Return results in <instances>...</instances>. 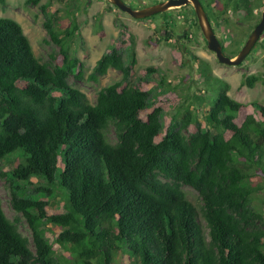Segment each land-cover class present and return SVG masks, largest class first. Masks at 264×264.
Instances as JSON below:
<instances>
[{"label":"trees","instance_id":"1","mask_svg":"<svg viewBox=\"0 0 264 264\" xmlns=\"http://www.w3.org/2000/svg\"><path fill=\"white\" fill-rule=\"evenodd\" d=\"M220 1L221 13L239 15L250 28L260 20L254 11L264 7V0ZM51 24L47 17L46 33L59 52L43 63L20 25L0 18V161L14 153L21 158L0 177L9 183L11 208L31 232V241L22 237L19 218L7 219L0 204V264H115L118 256L127 264H264V215L252 204L257 187L251 186L258 174L264 177V106L252 104L257 116L237 125L243 105L215 79L221 88L206 110L207 128L186 106L156 141L161 109L142 120L149 93L126 84L133 50L127 66L116 48L96 61L89 81L109 70L121 78L101 88L92 105L69 82L83 74L70 54L76 25L55 31ZM257 81L247 76L243 85ZM191 125L194 133H188ZM186 186L199 206L188 200ZM57 196L65 211L49 215L48 199ZM47 225L61 229L54 243L70 259L55 257Z\"/></svg>","mask_w":264,"mask_h":264},{"label":"rangeland","instance_id":"2","mask_svg":"<svg viewBox=\"0 0 264 264\" xmlns=\"http://www.w3.org/2000/svg\"><path fill=\"white\" fill-rule=\"evenodd\" d=\"M132 9H141L166 0H123ZM206 1V0H202ZM206 1V15L220 44L224 45V54L235 57L253 28L238 22L239 15L224 13L220 0ZM44 6V12L41 7ZM264 7H260V15ZM218 13V14H217ZM216 15L213 16V15ZM50 18L52 29L64 31L76 25V37L70 43V54L82 64V79L70 77V84L85 94L90 104L96 101L97 92L121 78L115 70H109L97 82L87 79L96 61L111 48L122 53L124 65H129V51L134 52L135 65L130 72L127 85H134L148 91L150 107L140 113L142 120L154 108L162 111V132L156 138L160 140L169 126L176 124L186 106L196 116L201 128L206 129V110L216 98L221 85L215 79L224 81L229 86L228 96L243 105L237 114V125L244 117L254 114L252 104L264 106V32L245 60L238 66L220 64L214 54L207 49L206 41L198 27L191 4L174 8L150 18L135 20L113 7L106 0H41L38 6H27L25 0H5L0 5V18L17 22L28 39L34 56L43 63L55 57L59 48L49 39L44 23ZM187 34V37L184 35ZM48 42V43H46ZM59 62V58H56ZM52 64L55 62L52 60ZM153 69L154 72H148ZM259 77L252 88L243 85L245 77ZM164 81L163 85L160 82ZM195 125L189 126L188 133H194ZM229 137V134H226ZM18 153L0 161V171L6 172L21 162ZM257 187L252 194V204L264 215V177L260 174L251 181ZM188 200L199 206L197 193L190 187H183ZM27 191H33L27 188ZM46 211L49 215L63 213L64 201L61 197L48 199ZM0 204L4 215L10 221L19 218L16 224L22 237L31 241V232L26 222L16 214L10 205L9 183L0 177ZM45 237L53 244L57 259H70L61 246L54 243L60 228L47 225ZM115 264H127L126 258L118 256Z\"/></svg>","mask_w":264,"mask_h":264},{"label":"water","instance_id":"3","mask_svg":"<svg viewBox=\"0 0 264 264\" xmlns=\"http://www.w3.org/2000/svg\"><path fill=\"white\" fill-rule=\"evenodd\" d=\"M113 7L117 8L119 11L127 14L135 20H141L150 18L154 15L164 13L170 9L180 8L191 4L198 27L202 33L204 40L206 41L207 49L212 52L216 60L225 66L236 67L240 65L245 58L249 55L250 51L256 45L261 34L264 32V9L261 12V17L259 22L253 27L250 34L246 38L244 44L240 48L239 52L233 58L227 57L222 49V45L218 41L210 23L209 19L204 11L199 0H166L157 4H153L141 9H132L123 0H106Z\"/></svg>","mask_w":264,"mask_h":264},{"label":"flooded vegetation","instance_id":"4","mask_svg":"<svg viewBox=\"0 0 264 264\" xmlns=\"http://www.w3.org/2000/svg\"><path fill=\"white\" fill-rule=\"evenodd\" d=\"M200 1V3H201V5H202V7L204 8V10L206 9V1H208V0H206V1H202V0H199Z\"/></svg>","mask_w":264,"mask_h":264},{"label":"bare ground","instance_id":"5","mask_svg":"<svg viewBox=\"0 0 264 264\" xmlns=\"http://www.w3.org/2000/svg\"><path fill=\"white\" fill-rule=\"evenodd\" d=\"M171 10V9H170ZM205 12H206V10H204ZM194 12V11H193ZM165 13V12H164ZM162 14V13H161ZM260 17H261V14H260ZM198 24V23H197ZM262 35V34H261ZM261 37V36H260ZM260 39V38H259ZM125 258H127V257H125Z\"/></svg>","mask_w":264,"mask_h":264}]
</instances>
